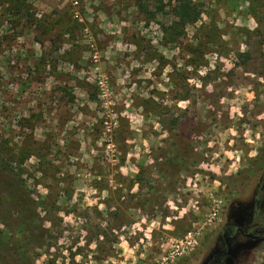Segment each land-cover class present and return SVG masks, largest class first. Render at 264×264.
<instances>
[{"label": "rangeland", "instance_id": "374dc122", "mask_svg": "<svg viewBox=\"0 0 264 264\" xmlns=\"http://www.w3.org/2000/svg\"><path fill=\"white\" fill-rule=\"evenodd\" d=\"M189 2L25 0L46 36L0 4V166L43 230L1 199L7 264L204 263L264 163V0Z\"/></svg>", "mask_w": 264, "mask_h": 264}, {"label": "flooded vegetation", "instance_id": "af4514ba", "mask_svg": "<svg viewBox=\"0 0 264 264\" xmlns=\"http://www.w3.org/2000/svg\"><path fill=\"white\" fill-rule=\"evenodd\" d=\"M254 172L256 182L249 194L226 207L218 230L207 241L210 250L204 255V263L192 264H230L232 256L251 249L252 243L264 237V163Z\"/></svg>", "mask_w": 264, "mask_h": 264}, {"label": "trees", "instance_id": "16d2710c", "mask_svg": "<svg viewBox=\"0 0 264 264\" xmlns=\"http://www.w3.org/2000/svg\"><path fill=\"white\" fill-rule=\"evenodd\" d=\"M2 3L8 4V14H11L16 18L24 17V20H26L28 24L33 25L39 35L46 36L54 31V25L51 21H34L32 14L28 12L29 8L27 7L25 0H0V4ZM137 6L138 8H141V5ZM174 11L177 18L176 23L181 27L194 23L198 16V12L189 0H176ZM33 40L40 46L43 44L42 39L39 37L34 36ZM46 41L50 42V39H46ZM138 182L139 180L136 181V183ZM1 199L10 204V212L15 210L24 232L32 235V237H35L37 240H42L43 230L39 229L38 225H34V218L32 217L34 214L32 199L23 186L20 176L18 174H9L6 167L0 166V200ZM15 252L13 251L17 256V261L19 263L21 261H24V263L27 261L26 257H23V253ZM9 253H11V250L8 244L4 242L0 233V264H7L5 257L6 255H9Z\"/></svg>", "mask_w": 264, "mask_h": 264}]
</instances>
